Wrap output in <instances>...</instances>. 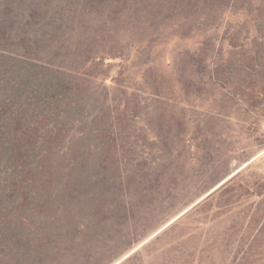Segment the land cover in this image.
<instances>
[{
    "label": "rangeland",
    "instance_id": "obj_1",
    "mask_svg": "<svg viewBox=\"0 0 264 264\" xmlns=\"http://www.w3.org/2000/svg\"><path fill=\"white\" fill-rule=\"evenodd\" d=\"M196 13L193 0H0V264L28 246L41 264H106L136 238L121 260L241 171L231 211L216 195L180 227L195 264L237 263L238 238L223 257L209 246L238 213H264V26L231 48L242 13H227L193 56ZM251 253L264 264V243Z\"/></svg>",
    "mask_w": 264,
    "mask_h": 264
},
{
    "label": "trees",
    "instance_id": "obj_2",
    "mask_svg": "<svg viewBox=\"0 0 264 264\" xmlns=\"http://www.w3.org/2000/svg\"><path fill=\"white\" fill-rule=\"evenodd\" d=\"M193 1H195L197 13L196 17L191 21L192 27H187L189 28L188 32L195 36H202L205 39V42L202 44L204 47L197 50V53L193 56H201L203 51L206 52L207 43L212 40V36H209L210 31L220 26V22L222 21L221 18L226 17L227 13H229L230 17H235L238 13H242L239 18L243 25L242 28H236L234 32L231 33L234 27L231 29L232 22L227 23L228 28L230 27V33H228V35L231 42L229 46L231 48L237 47V42H240L243 27H246L248 23L251 24L254 22L258 24L261 22L264 26V0ZM236 21L240 23L238 20ZM193 56V61L196 62ZM238 86L242 92V96L243 94L251 96L254 91L253 86L249 83H243ZM240 173L241 171L233 176V178L222 186L221 189L214 191L191 210L174 220L169 226L138 250L130 254L128 253L121 260H118L123 255L122 253H124V251L130 250L132 248L131 246L137 242L136 238H134L127 249L121 254H117L118 257L109 258L106 264H148L145 252L152 256V264H195L196 251L192 253L187 248L188 242L193 236L187 234L180 227L185 224L186 219L188 221L192 220V223H197L200 219H204L203 214L208 212L205 208L210 202H213L216 195H219L218 198H221L218 206L219 211H231V207L236 206L239 202L238 199L243 196L242 191L246 188L243 184L236 182V179L240 178ZM257 196L261 198L263 196L262 192L259 195L257 194ZM252 208L253 206L242 213H238L235 216L236 220L230 222L229 228L220 239L219 244L215 242L211 243V246H209L210 248L216 246L215 252H218V254L223 257L228 250L237 243L238 238L239 245L236 247V251L238 253L242 252V255L237 259L236 264H249L253 256L251 250L264 243V213L261 207L255 213H252ZM259 223L262 224L261 228L256 235H252V226L255 224L258 225ZM208 248L207 250H209ZM24 256L25 257L21 261H17L13 257V259L1 262V264H41L40 262L45 258L42 251L36 249L32 251V249H29V246L26 248ZM199 264H203V262L200 261Z\"/></svg>",
    "mask_w": 264,
    "mask_h": 264
},
{
    "label": "water",
    "instance_id": "obj_3",
    "mask_svg": "<svg viewBox=\"0 0 264 264\" xmlns=\"http://www.w3.org/2000/svg\"><path fill=\"white\" fill-rule=\"evenodd\" d=\"M228 181H229V180H228ZM228 181H226V182L223 183L220 187H218V188H216L215 190H213L212 192H210L207 196H209V195H210L211 193H213L214 191L219 190V189H220L222 186H224ZM207 196H206V197H207ZM206 197H205V198H206ZM205 198H204V199H205Z\"/></svg>",
    "mask_w": 264,
    "mask_h": 264
}]
</instances>
